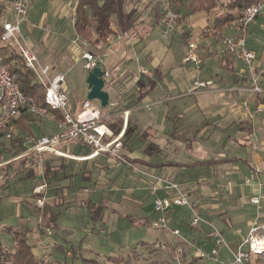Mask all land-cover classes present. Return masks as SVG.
Here are the masks:
<instances>
[{
	"label": "crops",
	"instance_id": "crops-1",
	"mask_svg": "<svg viewBox=\"0 0 264 264\" xmlns=\"http://www.w3.org/2000/svg\"><path fill=\"white\" fill-rule=\"evenodd\" d=\"M40 1L43 0H32L29 8L37 2L40 3ZM79 1L59 0L53 7L51 5L53 1L46 0L47 5L50 4L49 9L53 28L60 24L59 30L61 31V24H67L71 21L74 32L72 39L78 36L74 28V16ZM94 1L101 6L106 0ZM109 1L112 12L107 19V24L111 34L105 43L97 41L93 45L100 53L108 54L101 67L110 73V80L105 84L103 90L108 93L109 100L115 99L118 101L117 110L119 113L113 117L112 121L115 127L120 128L122 126L121 111H129L127 140L132 151H123V153L135 165L138 172L131 173L129 176L124 172L121 173V175H125V185L128 188L125 189L126 194L123 193V196L133 197V194L142 191L139 195L147 194L151 199L152 207L153 198L148 192V182L150 180L148 177L141 176L139 171L169 177L171 180L181 183L182 186L189 187L191 191H196V188L193 189L197 184L195 178L209 174L213 185L214 181L216 182L215 189L217 193L212 195L211 191L209 192L207 187L213 185L208 183L209 185L206 186L200 184L201 192L197 189L195 195L198 198L199 194L202 196L208 194L202 200V203L205 204L204 209V205L199 202L202 206L203 215L213 224H217L228 245L236 248L239 242L246 237L251 225H264V93L250 94L248 89L252 83L241 62L221 53L223 49L221 39L223 36L232 34L229 26L234 20L223 25L219 30H214L213 22L217 16L223 13L222 9L219 8L211 12L194 11L193 5L197 0H194L192 4L184 0L182 7L179 9L182 18L177 23L175 32L168 38H164L161 35L162 8L159 5L151 4L147 0ZM185 8L189 9L187 13L184 12ZM89 11L88 8V14ZM27 15L26 20L21 24V32L24 31L23 28L28 23ZM238 15L235 14L236 17ZM44 18L47 20L46 14ZM93 25L94 27H92ZM89 28L94 37H98L99 19L90 17ZM59 35L55 37L56 40L53 42L56 45V43L60 44V40H62V46H59L60 53L55 63L52 64V59L48 63H43L40 60L38 62L41 65L50 66L51 76L57 73L65 75L64 88L68 92L69 99L72 100L71 113L75 114L80 111V108L76 107V102L73 99V91L75 90L70 91L64 66L67 71H70L72 68L69 62L76 61L81 64L80 83H83L87 72L83 69L79 48L70 45L72 39L65 37L64 30ZM192 42H195L197 47L195 53L201 59L199 67L193 63L184 62L188 43ZM246 46L255 55L254 69H260L264 62V21L261 17H257L248 25ZM67 53L69 56L64 60ZM140 70H144L146 73L142 74ZM206 81H211L213 86L196 88L190 91L195 82ZM259 84L264 90V74L259 78ZM81 91L83 92V89L79 90V92ZM84 99H86V96ZM93 105L101 109L99 103H93ZM146 106H149V110ZM170 111L175 115V118L187 119L190 124L194 120H202L204 125L211 126L210 135L214 134L213 127L221 130L220 132H223V134L226 132L227 149L221 145L224 151L217 152L218 155L212 161L200 160L182 166L164 163L158 159L153 161V157L148 154L149 151H161L160 142L163 140L168 141L171 132L178 129L176 124L169 125L167 123L168 120L174 119L170 115ZM28 124L27 122L21 124L17 122L13 123V126L16 125L17 128L24 131L25 125ZM50 126L52 127L51 124ZM205 136L206 134H202L201 138H205ZM176 141L187 145L189 152L192 150L198 151L197 148L193 149L189 142H185V139ZM171 143L175 142L172 140ZM72 145V152L80 147L75 146L76 144ZM235 147L238 149L231 153V150ZM86 149L88 152L79 155L65 153L75 160L88 161L89 159L85 163H90V169L87 173H84L85 179L83 180L90 182L89 177L95 170L101 173L102 178L104 175L106 176L105 186L100 185L103 186L105 195L117 191L114 186L111 187L114 178L108 177V174L106 175L109 172L108 169L112 168L108 164L107 157L101 154L91 159V149L89 147H86ZM144 151L148 152L145 154ZM121 167L126 168V166ZM189 167H194V171L189 172ZM37 169L38 167L34 168L33 177L39 175ZM256 169L259 170V174L255 173ZM120 170L119 168L111 172L117 173ZM72 173L82 175L81 172L74 169ZM13 176H8L5 173V178L0 177V184L13 178ZM183 181H186V183ZM63 186L61 183L63 196L66 197L69 189ZM79 193L78 191L74 192L73 198H75L72 201L77 202L79 200ZM36 197H32L28 201L30 205L35 202ZM208 197L211 200L213 198L217 199V201L222 202V205L218 208L213 205V208L209 209L206 207L207 205L211 206V200H208ZM49 198L48 201L52 199ZM253 198H259V203L253 204L251 201ZM45 200L47 202L46 198ZM43 209H39L41 213L38 216L37 229H42L41 225L48 223L52 228L61 230L62 226L53 217L51 211ZM92 210L90 209L91 216L95 218L93 215L99 210H93V213ZM41 214L42 216H40ZM148 218V215L145 216V221L151 224L153 221ZM169 218L173 219L174 223L175 221L180 222V219L183 220L179 210H174ZM94 220H97V218ZM18 227L27 228L22 221ZM105 229L108 228L105 227ZM32 231L29 230L31 236H33ZM39 232L43 234L42 231ZM203 233H205L203 229L197 231V234L202 235ZM203 242L205 246L200 244L201 246L209 247L210 244L207 240ZM39 244L35 249L33 248L35 255L45 249L42 247L43 241ZM222 256L223 261H225L227 256L224 251H222Z\"/></svg>",
	"mask_w": 264,
	"mask_h": 264
},
{
	"label": "rangeland",
	"instance_id": "rangeland-1",
	"mask_svg": "<svg viewBox=\"0 0 264 264\" xmlns=\"http://www.w3.org/2000/svg\"><path fill=\"white\" fill-rule=\"evenodd\" d=\"M52 1L51 5L53 7L59 2V0ZM186 1L189 4L194 2V0ZM49 5L50 4L47 5L46 0H43L40 1V3L37 2L33 4V6L29 8L27 15L28 23L25 25L26 28H23L24 31H22V35L25 37V46L32 50L38 60L43 63H48V61L52 59V64H54L60 53L59 46H62V40H60V44H53L56 40L55 37L60 36L59 34L63 33L64 30L66 33L65 37L72 39L74 32L71 21L67 24H61V31L59 30L60 24L53 28ZM188 10V8H185L184 12L187 13ZM45 14L47 15V20L44 18ZM92 27H94V25ZM69 53H71V51H69ZM68 56L69 54L67 53L64 60H66ZM69 64L72 69L67 71L64 66V70L67 75L70 91L75 90L73 91V99L76 102V107L80 108L83 99L87 95V87L85 84L86 76L83 83H80V73L82 72L81 64L76 61H71ZM80 89H83V92H79ZM71 102L72 100L70 98L67 107L70 113L72 107ZM92 103L97 104L99 102L93 100ZM100 108L102 109L103 107L100 106ZM77 113H72L73 117H75ZM170 115H172L174 119L168 120L167 123L169 125L176 124L178 129H174V131L171 132L168 136V141L163 140L160 142L159 146L161 151H149L148 154L153 157V161L158 159L164 163H173L182 166L200 160L212 161L213 158L218 155L217 152L220 153V151H224L221 145L227 149L228 142L227 139H225L227 135L226 132L223 134V132H220L221 130L213 127V130H215L214 134L210 135L209 132L212 131L211 126L207 127V124L204 125L202 120H194L190 124L187 119L175 118L172 111H170ZM27 123H29L28 125L30 126L29 131H22L14 125L12 127V139L9 141H0V166L12 161L8 167L0 168V177L2 179L5 178V173H7L8 176H15V178L13 176V178L8 179V181L5 180L4 183L0 184V251L4 255L13 252L15 240L10 230L16 231V229H18V232L23 229L27 231L26 238L28 244L32 247V252L33 248L35 249V247L39 246V243L43 241L42 247L45 249L44 251H40L37 256L39 259L49 261L51 264H94V261H97L99 264H122V261L129 262L130 264H171L170 250L175 249L176 246H179V249L182 250V257L186 255L192 256L193 249L190 243L194 240L199 246H201L200 244L205 246L203 241H205V235L207 233L206 227L203 226L205 233L202 235L197 234V231L189 230L187 226L188 212L185 209L179 210V213L183 216V220L180 219V222L175 221V223L169 220L167 222L169 228H178L180 230L181 238L174 237L161 228L151 227L149 223L145 224V216L148 215L149 220L156 221V215L152 212L153 210L151 211V199L147 194L139 195L142 191L136 192L133 194V197L127 195L126 197L123 196V193L126 194L125 189H128L125 185L126 181L124 180V174L129 176L131 173L136 172V170H130L128 167L113 166V169H108L109 172H107L106 175L108 174V177L111 176L114 178L113 182H111V187L114 186L117 190L115 192H110L109 195H105V192H103V186H105V181L107 179L105 175V177L103 176L102 178L100 172L94 170L89 177L90 182L82 179L84 173H87L90 169V163H85L88 162L85 160H73L66 157H61L64 160H60L56 159L60 157L48 154L47 158L52 160L54 168H58L60 164H63L68 168L67 173H72L74 169L77 172H81L82 175H76L75 177L60 181H54L52 179H50L52 181H49V179H44L43 161L45 158H40L39 164L36 166L38 167L37 172L39 175L32 178H22L26 175V173L21 174L24 168L20 169L23 167L22 164L14 160L21 157L23 152L18 154L17 149L21 148L25 152V150L31 147V144L38 138L54 131V123L47 118L27 117ZM170 128H172V126H170ZM202 134H206L205 138H201ZM14 137H18L21 144H19L20 141L14 140ZM184 139L185 142L187 141L191 144L193 149L197 148L198 151L192 150L189 152V147L187 145L176 141H182ZM172 140L175 143H171ZM72 144H76L75 146L78 145L80 147L72 152ZM86 147L87 146L84 144L74 141L63 142L58 146L63 152L78 155L88 152ZM237 149L238 148L235 147L231 150V153H234ZM147 152L148 151H144L145 154ZM33 157H35V155ZM119 168L122 171L120 170L117 173L111 172ZM193 168L194 167H189V172L194 171ZM56 172L57 177L60 176L57 170ZM122 172H124L123 175H121ZM207 175L195 178L197 184L193 189L196 188V191L197 189L200 191V189H202L199 186L200 184H205V186L209 184L213 185L212 180L209 178V174ZM183 182L186 183V181ZM61 183L69 189L66 197L63 196ZM179 184L181 185V183ZM41 185L44 186L43 191L40 193L42 194L40 198L43 199V197H45L47 199L46 202L44 198L42 208L38 207L35 202L31 203V205L28 202L32 197L37 196L34 193V189ZM213 186L207 187L212 195L217 193L215 181ZM182 187L189 194L191 199L196 200L198 203L200 202L201 205H204L203 209L205 208V204L202 203V200L206 198L208 194H205V196L199 194L197 198V195H195L197 194L196 191H191L189 187ZM76 191L80 192L77 202L74 200L72 201V199L75 198H73V194ZM48 197L52 199L48 201ZM40 198L36 197V200ZM207 199L211 200L209 197ZM5 200L8 203H4L6 202ZM210 202L211 206H206L209 209L213 208V205H216V208L222 205V202L217 201L215 198ZM39 209L45 211L50 210L53 217L56 218L59 225L62 226V229L52 228L50 224L45 223L41 225L42 229L38 230V216L41 213ZM90 209L99 210L97 211L98 213L93 215L97 220L92 219ZM40 216H42V214ZM131 219H134L133 222H131ZM21 221L25 223L28 230H26V227H18ZM214 226L216 228L219 227L217 224H214ZM105 227L108 229H105ZM47 229L50 230L48 231ZM29 230H33V236L30 235ZM39 231H42L43 234ZM182 237L188 242L183 241ZM159 243L164 244V250L160 249L158 246ZM231 247L232 249H236L234 246ZM4 255H1V257L4 259L2 261L5 262L8 256L4 257ZM83 259L92 261V263H85ZM255 264H264V255L256 258Z\"/></svg>",
	"mask_w": 264,
	"mask_h": 264
},
{
	"label": "built area",
	"instance_id": "built-area-1",
	"mask_svg": "<svg viewBox=\"0 0 264 264\" xmlns=\"http://www.w3.org/2000/svg\"><path fill=\"white\" fill-rule=\"evenodd\" d=\"M31 1L0 0V3L6 4L8 7L7 13L0 20L2 29L0 45L12 47L19 52L24 67L34 74L44 90L43 105L33 103L22 94L14 76L2 64L0 57V141L12 139L13 121L20 115L30 118H47L54 123V131L38 138L31 144V147L23 152V155L35 152L38 155L47 153L70 158L58 146L63 142L74 141L91 149V159L102 154L107 157L108 164L112 167L126 166L137 171L135 165L122 152V138L127 128L129 111H121L123 122L118 134H114L112 128L109 127L113 117L119 113L117 110L118 101L115 99L108 100L107 106L99 109L86 98L81 103L80 111L73 117V114L67 110L69 95L64 88L65 75L57 73L51 76L50 66L41 65L32 50L25 46L21 24L26 20ZM147 1L162 8L161 35L168 38L175 32L176 25L182 18L180 12L175 8L174 0ZM257 17H261L264 21V1L244 8L229 26L232 34L223 36L221 39L223 43L222 55L241 62L249 75L252 83L248 89L250 94L264 93L259 84V78L264 74V62L260 69L255 70V55L246 46L248 25ZM71 44L79 48L83 69L87 73L96 67L101 69L105 86L110 80V73L102 69L101 65L108 54L100 53L91 42L79 36H75L71 40ZM196 49L195 42L188 43L184 62L193 63L199 67L201 59L196 55ZM140 73L145 74L146 72L140 70ZM208 86L212 87L213 83L211 81L195 82L190 91ZM146 107L149 110V106ZM46 109L58 113L60 119H56L54 114L48 113ZM255 173L259 174V170L256 169ZM139 174L150 180L148 192L153 198L152 208L156 215V221L150 224L151 227L161 228L172 236L181 238L180 230L169 228L167 222L174 210L185 209L189 215L187 222L189 230H202L203 226L207 229L205 240L210 244L209 247L199 246L193 241L190 243L193 249L192 256L182 257V250L176 246L175 249L170 250L171 264H255L256 258L264 255V225H251L246 237L239 242L236 249H232L225 241L222 232L203 215L200 203L191 199L178 182L162 175H151L142 171H139ZM43 186L35 188L34 193L40 194L43 191ZM251 201L253 204H258L259 198H253ZM43 203L44 198L35 201V204L40 208L43 207ZM184 239L182 240L187 241ZM158 246L160 249H165L164 244L159 243ZM222 251L228 257L225 261H223Z\"/></svg>",
	"mask_w": 264,
	"mask_h": 264
},
{
	"label": "trees",
	"instance_id": "trees-1",
	"mask_svg": "<svg viewBox=\"0 0 264 264\" xmlns=\"http://www.w3.org/2000/svg\"><path fill=\"white\" fill-rule=\"evenodd\" d=\"M262 1L264 0H197L193 5V10L211 12L219 8L222 9L223 13L220 16H217L213 22V29L219 30L223 25L229 24L230 22L235 20V14H239L244 8L252 4L260 3ZM183 2L184 0H174L175 8L178 11L182 7ZM88 8L90 10L89 14L87 13ZM7 11V5L0 3V20L7 13ZM111 12L112 6L109 0L104 1L103 5L101 6L94 0H80L76 7L74 16V28L76 34L80 38L87 40L92 44H96L97 41L105 43L109 35L111 34V30L107 24V19L111 15ZM90 17H95L100 21V30L98 33V37H94L93 32L89 28ZM1 32L2 29L0 26V33ZM0 57L2 64H4L7 67L9 73L14 76L22 94L30 99L33 103L43 105L44 90L36 80L34 74L24 67L23 60L19 52H17V50L12 47L0 45ZM46 111L48 113H53L56 119H60V115L58 113L53 112L50 109H46ZM17 122L20 124L23 122H27V117L20 115L16 120L13 121V123ZM109 127L112 128L114 134H118V132L120 131V128L115 127V124L113 123H110ZM127 130L128 128H126L122 138V152L132 151V148L128 146ZM24 131H29L28 125H25ZM13 139L18 140V137H14ZM19 144H21V141ZM17 152L18 154H20L24 152V150L18 148ZM34 155L35 157H33ZM37 155L38 154H36L35 152H29L14 160L17 161V163L20 162L22 164L23 167H21L20 169L24 168V171H21V174L26 173V175H24L22 178H32L34 176V168L39 164L40 158H45L43 161V175H45L44 179H49V181H60L78 175L75 173H67L68 168L63 164H60L58 168H54L52 160H49L50 158H47V153H43L38 156ZM97 156H95L94 158H96ZM56 159L64 160L61 157ZM11 163L12 161H9L5 165L0 166V168L8 167ZM56 170L60 175L58 177ZM82 179H85V177L83 176ZM37 195L38 198L42 197V194ZM92 219L96 218L92 217ZM169 220L174 223L173 219L169 218ZM131 222H133V220ZM144 222L145 224L149 223L148 221ZM10 231V233L14 236L15 246L13 252L7 253V255H4L0 251V264H51L49 261L39 259L38 256L32 252V247L28 244V240L26 238L27 231H25V229L21 230L20 232H18V229H16V231ZM1 255H4V257L8 256V259H6L5 262L2 261L4 259L1 257ZM83 261L85 263H92V261H88L86 259H83ZM122 262V264H130L129 262ZM93 263L99 264L97 261H94Z\"/></svg>",
	"mask_w": 264,
	"mask_h": 264
},
{
	"label": "water",
	"instance_id": "water-1",
	"mask_svg": "<svg viewBox=\"0 0 264 264\" xmlns=\"http://www.w3.org/2000/svg\"><path fill=\"white\" fill-rule=\"evenodd\" d=\"M87 87L86 98L90 101L96 100L99 105L105 108L108 104V93L103 90L104 81L102 79V71L99 67L94 68L91 72L87 73L85 79Z\"/></svg>",
	"mask_w": 264,
	"mask_h": 264
}]
</instances>
